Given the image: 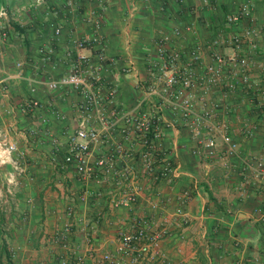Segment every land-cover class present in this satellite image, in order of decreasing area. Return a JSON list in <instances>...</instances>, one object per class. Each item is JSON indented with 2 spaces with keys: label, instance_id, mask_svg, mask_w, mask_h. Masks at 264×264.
I'll use <instances>...</instances> for the list:
<instances>
[{
  "label": "crops",
  "instance_id": "obj_1",
  "mask_svg": "<svg viewBox=\"0 0 264 264\" xmlns=\"http://www.w3.org/2000/svg\"><path fill=\"white\" fill-rule=\"evenodd\" d=\"M100 1L102 5L97 0H72L71 4L68 0H0V9L7 13L0 25V128L24 151L26 166L14 195L3 205L0 201V264H60L57 253L74 261L72 252L83 254L88 245L97 256L109 253L119 264H132L118 247L120 233L132 231L136 217H151L167 231L138 264H264V175L254 179L244 166L248 158H264L263 99L250 100L238 85L225 101L227 110L223 106L221 114L228 118L240 145L234 157L224 158L219 142L214 159L193 153L195 140L184 129L164 124L157 143L178 172L155 182L143 178L144 189L129 209L110 203V195L125 183L123 178L112 175L100 182L82 181L72 165L61 169L66 140L78 124L82 97L70 87H48L50 80L69 71L72 40L91 36L94 22L99 21L104 53L116 59L100 69L103 81L116 88L103 107L109 117L134 112L142 96L144 57L154 52L160 31L189 25L191 30H184L172 43L186 54L194 42L204 47L219 32L264 28V0ZM244 3L249 5V15L234 27L224 28L226 15ZM193 7L195 14L188 10ZM56 27L59 34H55ZM256 44L260 61L264 40L258 38ZM86 54L96 61L94 48ZM204 60H209L207 52ZM251 78L264 87L261 68H253ZM218 97V92L212 95ZM29 100L39 101L41 108L22 109ZM164 119H171L169 112ZM90 125L100 127L95 120ZM244 125H255L252 136L242 133ZM129 128L131 140L124 146L131 149V157L118 160L116 170L137 166L140 145ZM111 132H102L105 142L101 138L91 143L92 163L119 140L118 131ZM9 170L0 164V187ZM86 190L93 195L80 199ZM56 231L65 232L67 247L50 242ZM13 247L18 251L11 259Z\"/></svg>",
  "mask_w": 264,
  "mask_h": 264
},
{
  "label": "built area",
  "instance_id": "obj_2",
  "mask_svg": "<svg viewBox=\"0 0 264 264\" xmlns=\"http://www.w3.org/2000/svg\"><path fill=\"white\" fill-rule=\"evenodd\" d=\"M102 5L100 0H97ZM69 4L72 0H68ZM195 14L196 8H188ZM249 15V5L244 3L232 14L226 15L223 20L224 28L237 25L242 17ZM7 13L0 9V25L6 19ZM94 33L88 37L74 38L69 54L72 62L69 71L58 79L48 82L49 89L70 87L78 91L82 97L78 107L79 118L74 132L66 140V153L60 164L62 170L73 166L77 176L82 180L93 179L100 182L104 177L114 175L123 178L120 185L110 195L113 207L124 206L133 209L137 204L138 195L144 189L143 178L152 181L169 179L178 172L174 165L161 151L158 140L163 135V127L173 126L184 129L195 140L193 153L203 154L209 159L217 157L218 142L222 145L224 158L239 155V143L233 138L231 124L225 114H221L225 101L230 97L236 86L252 100L259 96L264 100V87L254 83L251 71L259 67L264 72V59L258 61L256 40H264V28L249 27L241 31L219 32L208 40L204 47L194 42L186 54L172 43L179 38L183 31H190L189 25L175 26L170 32L160 31L154 39V52L144 57L145 78L142 80V96L134 112H122L109 117L103 107L105 101H111L116 88L114 84L105 83L100 69L103 64H113L116 59L107 57L104 53L103 40L98 33L99 21L94 22ZM55 34L60 33L58 27ZM94 48L96 61L91 60L86 50ZM207 50V51H205ZM207 52L209 60H204ZM131 69V67H130ZM218 92V99L212 95ZM26 111L41 108L37 100H29L21 105ZM236 107L230 109L234 112ZM169 112L171 119H164V113ZM55 116L61 117L58 112ZM95 120L100 127H92L90 121ZM43 123L46 122L42 118ZM122 122L121 126L118 123ZM135 134L136 142L140 145L137 166H125L116 170L118 160L131 157V149L124 144L131 140V130ZM255 125H244L242 133L250 137L255 131ZM117 130L120 138L92 163L91 143L105 142L102 132ZM25 153L16 143L10 141L0 128V164L8 165L5 185L0 187V201L6 203L15 193L19 177L26 174L24 163ZM245 169L251 171L254 179L260 180L264 175V158H248ZM93 193L86 190L80 197L85 200ZM189 199V193H185ZM26 202H30L27 199ZM3 209L0 206V212ZM73 210L69 209L72 215ZM1 216V213H0ZM91 229L92 226L88 225ZM65 230H68L66 227ZM167 235V231L159 221L148 217H136L134 229L120 233L119 252L128 257L132 264L140 263L144 255ZM50 242L67 247L65 232L56 231ZM18 248L9 249V256L14 259ZM72 258L57 253L56 260L60 264H119L109 253L97 256L91 245H88L83 254L72 252Z\"/></svg>",
  "mask_w": 264,
  "mask_h": 264
}]
</instances>
